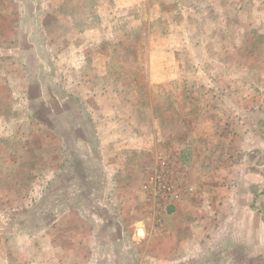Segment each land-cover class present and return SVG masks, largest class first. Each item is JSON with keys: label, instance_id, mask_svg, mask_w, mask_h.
<instances>
[{"label": "rangeland", "instance_id": "rangeland-1", "mask_svg": "<svg viewBox=\"0 0 264 264\" xmlns=\"http://www.w3.org/2000/svg\"><path fill=\"white\" fill-rule=\"evenodd\" d=\"M169 157L190 192L159 227ZM239 208L256 234L227 252ZM263 242L264 0H0V264H264Z\"/></svg>", "mask_w": 264, "mask_h": 264}, {"label": "built area", "instance_id": "built-area-1", "mask_svg": "<svg viewBox=\"0 0 264 264\" xmlns=\"http://www.w3.org/2000/svg\"><path fill=\"white\" fill-rule=\"evenodd\" d=\"M182 174L177 157L162 158L143 184L146 202L152 207L156 225L159 227L163 225L162 214L166 209L176 206L190 192Z\"/></svg>", "mask_w": 264, "mask_h": 264}, {"label": "crops", "instance_id": "crops-1", "mask_svg": "<svg viewBox=\"0 0 264 264\" xmlns=\"http://www.w3.org/2000/svg\"><path fill=\"white\" fill-rule=\"evenodd\" d=\"M192 190H193V188H191V192H192ZM212 198H214L213 199L214 202H212V204H211V211L205 212V214L203 215V220H206V219L213 220V221L219 220L221 222V221L225 220L226 219L225 216L228 215V212L226 213L225 209L228 208V210H230L229 209V205H231V204H229L230 201H228V198L225 196H222V198H215V196H213ZM193 202H192V197H191V199L188 198V201L184 202V204L180 206L179 212L182 209L183 210L186 209V211H187L186 214H192L195 211V209L191 207ZM178 207H177V209H178ZM207 207H209V206L208 205L205 206V208H207ZM190 208L193 209V212H191ZM241 211H242V208H239L238 217L240 220H239L238 225L236 226L235 229L229 230L227 232V237L229 239L226 241V244L223 246L227 252L229 250H232L234 247H236L238 245H242V246L250 245L252 243L251 239L253 237H255L256 230L254 229V231H252L250 224L242 221V219H244V218H243V214H241ZM197 218H198L197 220L203 221L201 216L198 215ZM141 230H143V229L138 230V235H139V231H141ZM145 233H146V230H145ZM205 233H207V232H205ZM140 235H142V233H140ZM209 235L211 236L212 234L210 233ZM203 237H204V235H203ZM223 260H224V258H223ZM218 261H219L218 257L215 258L214 262L211 260V262L214 264H216V263L218 264Z\"/></svg>", "mask_w": 264, "mask_h": 264}]
</instances>
